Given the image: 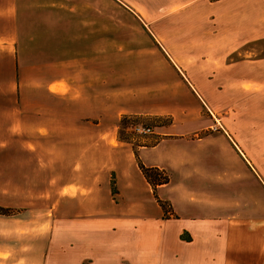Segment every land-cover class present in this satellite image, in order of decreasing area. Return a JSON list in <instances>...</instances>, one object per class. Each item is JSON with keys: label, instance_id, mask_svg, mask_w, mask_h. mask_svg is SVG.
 I'll return each instance as SVG.
<instances>
[{"label": "rangeland", "instance_id": "rangeland-1", "mask_svg": "<svg viewBox=\"0 0 264 264\" xmlns=\"http://www.w3.org/2000/svg\"><path fill=\"white\" fill-rule=\"evenodd\" d=\"M5 4L21 10L23 57L0 72L21 78L24 122L0 152V207L23 213L25 264H130L124 254L148 264V236L133 228L152 207L139 160L161 161L169 184L178 173L193 181L208 173L232 204L249 206L248 234L264 238V95L237 81L264 78L254 62L264 58V0ZM242 38L225 59L210 53ZM65 75L68 104L48 89ZM165 203L167 218L174 210Z\"/></svg>", "mask_w": 264, "mask_h": 264}, {"label": "crops", "instance_id": "crops-1", "mask_svg": "<svg viewBox=\"0 0 264 264\" xmlns=\"http://www.w3.org/2000/svg\"><path fill=\"white\" fill-rule=\"evenodd\" d=\"M0 1V63L20 64L23 56L20 42L18 44L20 26L17 20L19 22L21 10L17 7L11 14L5 4L9 0ZM235 43L238 45L233 46ZM244 44L245 38L233 42V45L232 42L224 40L219 47L216 44L209 46V49L213 50L210 53L215 52L225 56V59L232 54L234 48ZM45 61L39 60L41 64ZM254 62L264 65V58H258ZM241 64L245 65V61ZM20 81L17 72L11 68L0 72V152H7L8 148L5 146L11 138L19 135L13 130L24 122V112L15 100ZM237 81H240L239 86L243 87V91L247 88L264 95V78L241 75L240 78L237 77ZM48 85L51 97L65 96L68 104L67 97L73 93V83L66 75L65 78L52 77ZM12 99L14 100L11 101ZM161 145L160 143L157 147L148 148V153L157 150ZM140 157L144 160L143 151ZM145 162L141 161L146 167H159V163H162L157 160ZM138 168L140 170L139 165ZM140 173L147 183L141 170ZM206 176L208 177L193 181L188 174L178 173L176 177L174 174L172 183L158 187L157 192L161 196L158 195V198L172 203L174 216L171 218L163 216V209L157 202L152 187L147 183V196L149 195L148 200L152 204L151 209L148 208V222L140 223L138 227L133 225L135 233L148 236V252L141 254V260H146L148 264H263L264 238L257 232L248 234V216L243 215L244 211H249V206L246 207L243 203L232 204L233 196L230 192L224 189H221L223 192L218 191L209 183L210 175L207 173ZM140 191L143 193L142 188ZM142 198L139 192L134 201L144 203ZM145 205L144 203V211ZM21 213L11 217L0 215V264H25L23 244L26 227ZM121 257L130 264H136L132 254Z\"/></svg>", "mask_w": 264, "mask_h": 264}, {"label": "trees", "instance_id": "trees-1", "mask_svg": "<svg viewBox=\"0 0 264 264\" xmlns=\"http://www.w3.org/2000/svg\"><path fill=\"white\" fill-rule=\"evenodd\" d=\"M142 130H150L151 128L147 127L146 129H142ZM142 130H140L142 132ZM144 133V132H143ZM148 133H146L145 135H147ZM141 148L142 147H150L148 146V143H144L142 145H139ZM139 167L142 171L143 176L145 177V179L147 180V182L149 183V185L152 187L153 192H154V196L157 200V202L160 204V206L162 207V209L164 210V212H167L165 210V201H162L158 198V196H156L155 191L158 189V187L160 186H164L169 184L170 182V177L167 175L165 170H162L159 167H146L144 164L141 163V161L139 160ZM168 217L167 218H171L174 216V212L171 210L168 212ZM8 212L7 209H4L2 207H0V215L2 216H7Z\"/></svg>", "mask_w": 264, "mask_h": 264}, {"label": "built area", "instance_id": "built-area-1", "mask_svg": "<svg viewBox=\"0 0 264 264\" xmlns=\"http://www.w3.org/2000/svg\"><path fill=\"white\" fill-rule=\"evenodd\" d=\"M142 132H144V133L146 134V133H149V132H150V130H147V131H145V130H142Z\"/></svg>", "mask_w": 264, "mask_h": 264}]
</instances>
